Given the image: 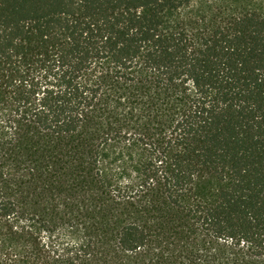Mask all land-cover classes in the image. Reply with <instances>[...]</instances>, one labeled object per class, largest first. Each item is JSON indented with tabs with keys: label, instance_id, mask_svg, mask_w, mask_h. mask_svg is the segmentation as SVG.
I'll use <instances>...</instances> for the list:
<instances>
[{
	"label": "trees",
	"instance_id": "1",
	"mask_svg": "<svg viewBox=\"0 0 264 264\" xmlns=\"http://www.w3.org/2000/svg\"><path fill=\"white\" fill-rule=\"evenodd\" d=\"M0 264H264V0H0Z\"/></svg>",
	"mask_w": 264,
	"mask_h": 264
}]
</instances>
